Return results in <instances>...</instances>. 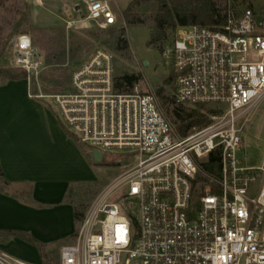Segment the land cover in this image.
<instances>
[{
	"label": "built area",
	"instance_id": "1",
	"mask_svg": "<svg viewBox=\"0 0 264 264\" xmlns=\"http://www.w3.org/2000/svg\"><path fill=\"white\" fill-rule=\"evenodd\" d=\"M100 29L117 18L99 0H76ZM217 29H176L170 57L176 106L211 107L209 123L181 138L153 91L117 93L114 55L96 49L50 101L76 142L121 173L89 204L58 264H264V167L237 158L249 110L264 101V16L227 8ZM75 22L68 19L66 29ZM14 65L35 78L45 69L29 37L14 41ZM218 157L203 188L200 162ZM113 160V161H112ZM0 264H27L0 253Z\"/></svg>",
	"mask_w": 264,
	"mask_h": 264
},
{
	"label": "rangeland",
	"instance_id": "2",
	"mask_svg": "<svg viewBox=\"0 0 264 264\" xmlns=\"http://www.w3.org/2000/svg\"><path fill=\"white\" fill-rule=\"evenodd\" d=\"M160 1L169 9L173 7L170 0ZM159 2L150 1L135 10L146 27L128 25L125 28L121 20L119 25L106 29H100L95 23L86 21L83 4L77 3L80 10L74 12L71 19L75 25L67 30L65 26L68 18L62 10L55 14L49 11L44 3L35 0H0V70L13 74L25 73L18 69L13 61L15 38L25 35L30 38L34 49L42 55L45 65V69L38 77L33 78L25 73L27 79L24 81L28 83L30 93L48 96L65 93L68 90L72 70L99 48L113 53L115 76L124 73L140 75L141 80L135 86L139 91L155 92L158 88H164L167 92H171L174 76L170 51L176 29H166L164 40L155 45L150 44L152 34L150 27L152 18L158 13ZM213 3L221 15L229 7L239 15L245 10H250L256 16H264V0H213ZM120 28H124L123 37L128 42L129 52L126 56L115 52L112 47L113 37L120 34ZM61 52L65 55L64 60L61 58L60 61L47 62L51 54L56 55ZM7 82L9 81H4L0 77V85ZM44 103L51 112H55V107L49 100ZM183 108L187 111L191 110L188 107ZM204 109L213 111L211 107ZM245 119L247 121L241 134L242 151L237 154V158L246 167H264V101L253 110H249L247 116L238 120V126ZM195 130L197 131V129L191 130L188 135ZM83 150L84 152L81 151L83 154L90 156L88 148L83 146ZM204 163L205 161L200 162V166ZM120 173L119 167L111 161H102L101 164L91 162L89 175L86 178L89 177L78 182L79 186L78 184L73 186L74 189L69 192L67 201L75 202L83 188L95 191L97 195ZM91 201L87 202L88 205Z\"/></svg>",
	"mask_w": 264,
	"mask_h": 264
},
{
	"label": "crops",
	"instance_id": "3",
	"mask_svg": "<svg viewBox=\"0 0 264 264\" xmlns=\"http://www.w3.org/2000/svg\"><path fill=\"white\" fill-rule=\"evenodd\" d=\"M35 1L55 14L62 10L68 19L79 12L77 3H81ZM99 1L110 6L117 26L133 0ZM29 92L24 80L0 85V170L9 183L0 191V231L22 233L43 249L41 254L20 237L0 236V253L27 264H58L59 249L72 244L75 233L68 194L87 180L93 161L63 128L56 111L51 112L44 101L31 99Z\"/></svg>",
	"mask_w": 264,
	"mask_h": 264
},
{
	"label": "trees",
	"instance_id": "4",
	"mask_svg": "<svg viewBox=\"0 0 264 264\" xmlns=\"http://www.w3.org/2000/svg\"><path fill=\"white\" fill-rule=\"evenodd\" d=\"M150 1L160 0H133L127 8L121 13V19L124 22L125 28L128 25L143 26L146 27L145 22L139 19V16L135 13L143 4L149 3ZM172 8L169 9L167 5L159 2L158 13L152 18V30L150 44L155 45L156 43L165 39L166 29H178L180 27L187 26H203L209 29H217L225 23V15H221L220 11L216 9L213 0H170ZM113 28V27H112ZM113 33V30H110ZM124 28H120V34L113 37L112 47L115 52L122 54L123 56L128 55L129 47L128 42L123 37ZM64 53L49 56L47 62L60 61L61 58L64 60ZM0 77L4 81H17L27 79L25 73L13 74L8 71L0 70ZM141 80L138 74H120L114 78V88L117 93H131L134 87ZM156 98L159 101L161 109L165 111V116L170 124L175 128L179 137L183 138L193 129H201L205 127L209 121L210 116L214 114V111L205 110L204 106H198L191 108L187 111L181 106H176L174 103V97L171 92H167L164 88H158L154 92ZM162 110V111H163ZM163 111V112H164ZM76 142V141H75ZM80 150H83L82 145ZM220 163L218 157L212 155L209 161H206L201 165L202 173L204 177H200L199 180L203 183V188L209 185V179L211 177H218ZM0 191H5V187L9 185L4 177V174L0 170ZM97 192L90 191L86 188L81 189L80 196L76 198V201L72 203L73 206V218L75 233L79 228L85 211L88 208V203L96 195ZM81 197V198H80ZM82 200V201H79ZM75 233L73 237L75 236ZM0 236L7 239L8 237L15 236L20 237L28 243L37 247L39 252L42 254L43 245L35 239L28 237L22 233L0 231Z\"/></svg>",
	"mask_w": 264,
	"mask_h": 264
},
{
	"label": "water",
	"instance_id": "5",
	"mask_svg": "<svg viewBox=\"0 0 264 264\" xmlns=\"http://www.w3.org/2000/svg\"><path fill=\"white\" fill-rule=\"evenodd\" d=\"M68 16L71 17L69 14ZM91 158H92L93 163L95 164H101L103 160L102 154L98 151H92Z\"/></svg>",
	"mask_w": 264,
	"mask_h": 264
}]
</instances>
